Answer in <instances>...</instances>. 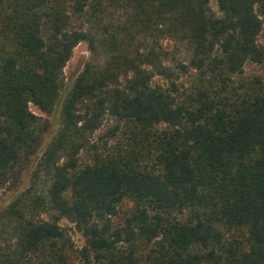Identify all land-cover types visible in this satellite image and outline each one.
I'll return each instance as SVG.
<instances>
[{
    "label": "trees",
    "instance_id": "16d2710c",
    "mask_svg": "<svg viewBox=\"0 0 264 264\" xmlns=\"http://www.w3.org/2000/svg\"><path fill=\"white\" fill-rule=\"evenodd\" d=\"M212 1L0 0V264H264V0Z\"/></svg>",
    "mask_w": 264,
    "mask_h": 264
},
{
    "label": "rangeland",
    "instance_id": "374dc122",
    "mask_svg": "<svg viewBox=\"0 0 264 264\" xmlns=\"http://www.w3.org/2000/svg\"><path fill=\"white\" fill-rule=\"evenodd\" d=\"M211 9L215 13H219L218 5L215 0L211 2ZM263 21V30L260 34L259 40L262 46L264 47V17H262ZM73 57L72 59L68 62L66 68H65V83L69 84L71 83L79 74L80 71H82L84 64L86 61H88L91 58V54L88 51V46L85 43L79 44L75 50L74 53L72 54ZM246 73L248 75H254V74H261V76H264V66H255L252 64H249L246 69ZM31 111L38 115L42 116L44 118H49L47 114L43 113L38 107L35 105L31 104L30 105ZM15 196V190L11 188H4L0 190V206L7 201L10 197ZM132 207L131 202H127L124 205V209H129ZM63 226L66 227V230L68 231V234L73 240L75 250H80L84 246V238L82 234L78 231V229L75 227V225L70 224L67 221H62L61 223ZM76 256V255H75ZM76 259V257H74ZM76 263L78 264V260H76Z\"/></svg>",
    "mask_w": 264,
    "mask_h": 264
}]
</instances>
